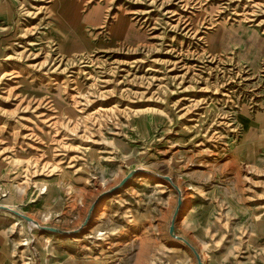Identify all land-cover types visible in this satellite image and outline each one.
<instances>
[{
	"label": "rangeland",
	"instance_id": "obj_1",
	"mask_svg": "<svg viewBox=\"0 0 264 264\" xmlns=\"http://www.w3.org/2000/svg\"><path fill=\"white\" fill-rule=\"evenodd\" d=\"M134 169L203 264H264V0H0V206L73 231L0 210V264H196Z\"/></svg>",
	"mask_w": 264,
	"mask_h": 264
},
{
	"label": "water",
	"instance_id": "obj_2",
	"mask_svg": "<svg viewBox=\"0 0 264 264\" xmlns=\"http://www.w3.org/2000/svg\"><path fill=\"white\" fill-rule=\"evenodd\" d=\"M135 174H137V171H130L115 187L111 188L110 191L108 192H112V191H115L116 189H118L119 187L123 186L130 178H132ZM162 178L166 181H169L171 182V179L168 177V176H162ZM174 189L176 191H178L177 187L174 186ZM179 193V192H177ZM105 194H107V192L101 194L98 199H100L102 196H104ZM181 206V198L180 196L177 195V201H176V207H175V210H174V213H173V217H172V220L170 221V225L168 227V235L170 236V238L174 239L175 241L177 242H181V246L187 250H189L195 257L196 259V262L197 264H202L201 260H200V256L199 254L197 253V251L195 250V248L190 245V243L188 241H186L185 239L177 236L175 234V231H174V217L175 215L177 214V211H178V208ZM0 210H3V211H7V212H10L11 214L15 215L16 217H20L21 219H24L25 221H27L28 223H34L29 217L27 216H24V215H21L19 212L17 211H14V210H10L6 207H2L0 206ZM40 229L42 230H46V231H50V232H54V233H63L62 231L58 230V229H55V228H49V227H41Z\"/></svg>",
	"mask_w": 264,
	"mask_h": 264
},
{
	"label": "bare ground",
	"instance_id": "obj_3",
	"mask_svg": "<svg viewBox=\"0 0 264 264\" xmlns=\"http://www.w3.org/2000/svg\"><path fill=\"white\" fill-rule=\"evenodd\" d=\"M134 171H137V174H144V175H147V176H149V177H152V178H154V179H162V180H164L163 178H162V175H160V174H156V173H154V172H152V171H149V170H146V169H134ZM169 177V176H168ZM170 179H171V177H169ZM164 181H166V180H164ZM167 183H169V185L173 188V190L176 192V194L178 195V196H180V198H181V206L178 208V211H177V214L175 215V217H174V225H175V223H176V219L179 217V215H180V212H181V210L183 209V207H184V205L186 204V203H184V193H183V190H182V188H180L179 186H177L175 183H174V181L171 179V182H169V181H166ZM173 185L174 186H176L177 187V189H178V191H176L175 189H174V187H173ZM105 192H107V191H105ZM177 192H179V193H177ZM103 193V192H102ZM101 193V194H102ZM100 196V194L97 196V198L94 200V202L91 204V206L89 207V209H88V211H87V214H86V217H85V219H84V221H83V223L81 224V226L77 229V231H80V230H82L86 225H87V223H88V221L90 220V218H91V215H92V213H93V211H94V209H95V207H96V205L98 204V202H99V199H98V197ZM2 207H6V208H8V209H10V210H14V209H11V208H9V207H7V206H3V205H1ZM176 207V206H175ZM175 210V209H174ZM14 211H16V210H14ZM18 212V211H17ZM20 213V212H19ZM173 213H174V211H173ZM173 213H172V215H171V218H170V221L172 220V217H173ZM21 215H24V214H22V213H20ZM24 216H26V215H24ZM28 217V216H27ZM18 218H20V217H18ZM30 218V217H29ZM34 223H29L31 226H33V227H35V228H37V229H40L41 227H44V226H42V225H40L37 221H35V220H33L32 218H30ZM56 229V228H55ZM61 231V230H60ZM63 233H60V234H63V235H69V234H71L73 231H62ZM178 236V235H177ZM179 237H181V236H179ZM181 238H183V237H181ZM172 239V238H171ZM183 239H185V238H183ZM172 240H174V239H172ZM186 240V239H185ZM175 241V240H174ZM186 241H188V240H186ZM177 242V241H176ZM189 242V241H188ZM179 244L181 243V242H178ZM190 243V242H189ZM190 245H192L191 243H190ZM196 250V249H195ZM197 251V250H196ZM197 253L199 254V252L197 251ZM193 255V254H192ZM199 256H200V254H199ZM193 257H194V255H193ZM194 259H195V257H194ZM200 260H201V262H202V258H201V256H200ZM195 261H196V259H195ZM196 264H197V262H196ZM202 264H203V262H202Z\"/></svg>",
	"mask_w": 264,
	"mask_h": 264
},
{
	"label": "crops",
	"instance_id": "obj_4",
	"mask_svg": "<svg viewBox=\"0 0 264 264\" xmlns=\"http://www.w3.org/2000/svg\"><path fill=\"white\" fill-rule=\"evenodd\" d=\"M96 208V207H95ZM172 215V214H171ZM171 218V217H170Z\"/></svg>",
	"mask_w": 264,
	"mask_h": 264
}]
</instances>
